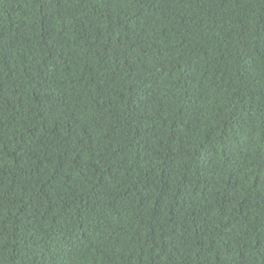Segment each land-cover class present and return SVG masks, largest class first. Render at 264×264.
I'll use <instances>...</instances> for the list:
<instances>
[{
    "label": "trees",
    "instance_id": "1",
    "mask_svg": "<svg viewBox=\"0 0 264 264\" xmlns=\"http://www.w3.org/2000/svg\"><path fill=\"white\" fill-rule=\"evenodd\" d=\"M0 264H264V0H0Z\"/></svg>",
    "mask_w": 264,
    "mask_h": 264
}]
</instances>
